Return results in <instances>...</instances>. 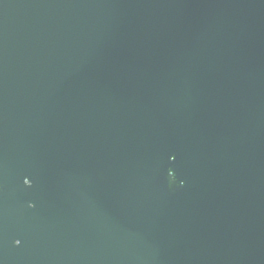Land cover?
Wrapping results in <instances>:
<instances>
[{
    "label": "water",
    "instance_id": "water-1",
    "mask_svg": "<svg viewBox=\"0 0 264 264\" xmlns=\"http://www.w3.org/2000/svg\"><path fill=\"white\" fill-rule=\"evenodd\" d=\"M0 264H264V0H0Z\"/></svg>",
    "mask_w": 264,
    "mask_h": 264
}]
</instances>
